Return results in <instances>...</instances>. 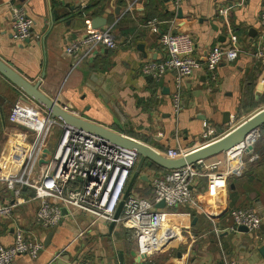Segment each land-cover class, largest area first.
<instances>
[{
	"label": "crops",
	"instance_id": "crops-1",
	"mask_svg": "<svg viewBox=\"0 0 264 264\" xmlns=\"http://www.w3.org/2000/svg\"><path fill=\"white\" fill-rule=\"evenodd\" d=\"M237 2L240 5L225 16L218 14V8ZM129 4L132 9L126 11ZM263 6L264 0H185L178 7L172 0H0V59L27 80L39 81L42 92L87 120L127 134L163 155L168 149L190 151L264 108V58L253 55L258 48L264 52L259 16ZM12 7L23 8L33 20L32 36L27 40L13 36ZM95 17L113 25L116 47L100 48L91 61L73 67L75 57L65 53V44L83 35ZM162 31L189 34L193 55L202 62L182 82L178 112L172 101L174 72L160 77L140 72L144 62L166 57L159 41ZM230 33L238 37L242 52L235 61L222 62L210 77L203 64L205 54L214 45L227 46ZM22 95L0 74V174L25 155L23 128L7 119L16 102L33 103ZM18 121L31 129L37 127L29 120ZM203 121L211 129L206 139L202 138ZM55 130L47 142L49 148L58 140ZM259 131V139L243 155L242 163L233 167L225 188L209 196L206 180L200 178L193 187L196 206L165 211L160 245L148 255L139 252L133 230L120 221L91 225L87 215L72 217L66 212L56 226H41L35 219L38 202L25 187L21 191L25 201L11 218L0 220V244L13 243L18 225L28 236L35 235L43 248L36 257L19 255L10 264H79L86 260L90 264H264V130ZM166 171L146 161L131 191L152 198L151 175ZM12 198V191L0 180V202ZM234 208L254 209L262 216L260 227L242 231L236 226L217 232L235 227L229 214Z\"/></svg>",
	"mask_w": 264,
	"mask_h": 264
},
{
	"label": "built area",
	"instance_id": "built-area-1",
	"mask_svg": "<svg viewBox=\"0 0 264 264\" xmlns=\"http://www.w3.org/2000/svg\"><path fill=\"white\" fill-rule=\"evenodd\" d=\"M184 1L172 0V3L178 7ZM240 3L220 7L218 14L225 16L230 9ZM131 9L132 4L127 5L126 11ZM259 16L264 37V6ZM152 28L157 31V28ZM32 29L33 20L25 10L21 7H12L14 38L19 41L27 40L32 36ZM35 37L38 38V35ZM228 39L227 46L214 45L205 54L203 64L210 77H214L217 67L222 62H233L242 52L238 37L234 33H230ZM159 41L165 49L166 57L161 61L144 62L140 72L154 77H160L168 71L174 72L172 101L175 112H178L181 107L182 82L190 78L202 66V62L193 55L195 50L193 40L185 32L162 31L159 34ZM115 47L113 25L100 28H91L88 25L83 35L66 42L64 51L74 55L75 67L85 61H91L98 49ZM253 55L256 58H264V52L259 48ZM19 118L29 120L38 127L34 126V129H31L19 122ZM7 119L11 124L23 128L22 141L25 143L23 146L26 145V151L23 157L25 162L18 172L12 165L4 174H0V180L5 182L13 195L11 201L0 202V220L11 218L15 208L25 201L21 195L24 187L32 191L31 199L38 202L35 219L45 228H52L60 222L63 217L62 209L72 217L78 214L87 215L91 225L114 220L115 210L138 160L134 150L67 126L53 118L36 102L30 105L16 102ZM202 125L206 128L202 138L206 139L211 134V129L205 121ZM54 127H57L60 133L56 144L49 148L47 142ZM30 134H32L30 142L27 144ZM40 136L42 141L39 139ZM259 137V129L253 130L240 143L221 153L219 158L211 162L206 159L198 160L163 173L152 174L153 197L147 198L130 191L115 221H120L133 230L141 254H150L160 245L159 230L165 211L178 206H196L193 187L200 178L206 180L209 196H215L220 189L226 187L227 178L234 172L233 167L242 163L243 155ZM45 147L51 151L49 160L47 163L39 164ZM20 148L21 146L19 150ZM186 152L185 149L177 148L168 149L164 154L172 159L181 157ZM16 156L12 159L13 163L16 162ZM252 160L253 157H250L249 161ZM161 201L164 202V207H156ZM229 214L235 227L217 229V232L232 231L236 226H244L248 231H255L262 222V216L252 208H234ZM13 234L12 244H0V264H10L19 255L36 257L42 250V242L35 235L28 236L22 227L18 225L14 227ZM60 253L61 251L56 257ZM79 264L90 263L86 260Z\"/></svg>",
	"mask_w": 264,
	"mask_h": 264
},
{
	"label": "water",
	"instance_id": "water-1",
	"mask_svg": "<svg viewBox=\"0 0 264 264\" xmlns=\"http://www.w3.org/2000/svg\"><path fill=\"white\" fill-rule=\"evenodd\" d=\"M105 24L106 20L103 17H95L90 20L91 28H100ZM0 74L8 79L23 93V99L26 98L25 100L36 102L42 108L47 110L56 120L79 131L96 136L104 141L134 150L137 153L138 160L136 162L135 169L129 178L122 199L115 210L114 220L111 221L112 224L115 223V220L119 217L124 199L130 193L138 171L146 161L154 163L166 170L192 164L198 160H204L229 150L233 146L240 143L251 131L259 129L264 124V108H262L221 137L187 151L185 155L181 157L171 159L159 153L142 141H139L127 134L120 133L116 129H111L105 125L87 120L75 112L66 109V107H62L55 99L47 96L40 90L39 81L31 82L27 80L2 59H0ZM225 114V116H228L229 113ZM50 154V149L45 147L42 150L39 164L47 163ZM156 207L163 208L164 202L161 201L157 203ZM66 212L67 211L65 209H62V215H65ZM239 230L248 231V229L244 226H240Z\"/></svg>",
	"mask_w": 264,
	"mask_h": 264
},
{
	"label": "rangeland",
	"instance_id": "rangeland-1",
	"mask_svg": "<svg viewBox=\"0 0 264 264\" xmlns=\"http://www.w3.org/2000/svg\"><path fill=\"white\" fill-rule=\"evenodd\" d=\"M55 128L57 129V127H54V129H55ZM31 135H32V134H30V135L28 136V138H27V142H26L27 144H29V142H30ZM33 135L35 136V134H33ZM54 135H56V137L59 136V131H58V129L55 130ZM18 161H19V160H18ZM24 162H25V160H24L23 158H21L20 162L16 164V166L14 167V169H16V171L18 172V171L21 169V167H22V165L24 164Z\"/></svg>",
	"mask_w": 264,
	"mask_h": 264
},
{
	"label": "trees",
	"instance_id": "trees-1",
	"mask_svg": "<svg viewBox=\"0 0 264 264\" xmlns=\"http://www.w3.org/2000/svg\"><path fill=\"white\" fill-rule=\"evenodd\" d=\"M260 129L262 130V132H263V130H264V124L260 127ZM257 165L259 164L258 162L256 163ZM252 165V164H251ZM155 166V165H154ZM159 170V169H158Z\"/></svg>",
	"mask_w": 264,
	"mask_h": 264
},
{
	"label": "bare ground",
	"instance_id": "bare-ground-1",
	"mask_svg": "<svg viewBox=\"0 0 264 264\" xmlns=\"http://www.w3.org/2000/svg\"><path fill=\"white\" fill-rule=\"evenodd\" d=\"M38 127V126H37ZM41 137V136H40ZM40 137H39V139H40Z\"/></svg>",
	"mask_w": 264,
	"mask_h": 264
}]
</instances>
